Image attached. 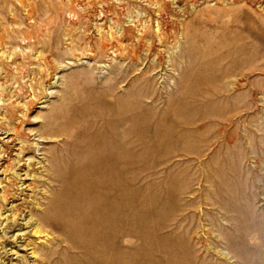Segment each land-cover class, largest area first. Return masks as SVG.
<instances>
[{"label": "rangeland", "instance_id": "374dc122", "mask_svg": "<svg viewBox=\"0 0 264 264\" xmlns=\"http://www.w3.org/2000/svg\"><path fill=\"white\" fill-rule=\"evenodd\" d=\"M69 255L264 264V0H0V264Z\"/></svg>", "mask_w": 264, "mask_h": 264}, {"label": "bare ground", "instance_id": "6f19581e", "mask_svg": "<svg viewBox=\"0 0 264 264\" xmlns=\"http://www.w3.org/2000/svg\"><path fill=\"white\" fill-rule=\"evenodd\" d=\"M231 44V43H230ZM225 45H229L228 42L225 43ZM240 50L238 54H242L244 50V45L239 47ZM235 54V52H234ZM237 55V54H235ZM228 55H225L224 58H226ZM246 60V59H245ZM111 128V127H110ZM103 140L105 143L109 146H113L115 144V139L117 138V133L115 134L114 132L110 131L108 127H105L103 129ZM130 134V132L128 133ZM127 134V135H128ZM112 149V147H111ZM114 151H112L113 155ZM79 197L82 199L84 198L83 191L80 190ZM60 200V197H58ZM58 201H56L57 203ZM55 206V204H54ZM71 213H74L71 214ZM72 210L67 211V210H62L60 206H56L51 213L52 218H53V223L57 224L58 222L62 221V225L56 226L59 229H63L65 236L67 240H73L75 245L74 247L78 248H83V245L86 243V236L88 235V222L85 221V219L81 216L76 215ZM94 242H91L94 250H97L99 248V225H98V220L96 219L94 223ZM87 244H89V241H87ZM78 247H77V246ZM59 244L56 246L57 248L55 251H59L60 249L58 248ZM72 247V246H71ZM62 249V248H61ZM66 258V264H73V258L71 256H65Z\"/></svg>", "mask_w": 264, "mask_h": 264}]
</instances>
